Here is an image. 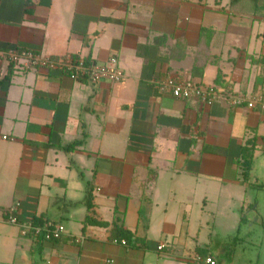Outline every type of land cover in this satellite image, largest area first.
I'll return each mask as SVG.
<instances>
[{"label": "crops", "instance_id": "crops-1", "mask_svg": "<svg viewBox=\"0 0 264 264\" xmlns=\"http://www.w3.org/2000/svg\"><path fill=\"white\" fill-rule=\"evenodd\" d=\"M80 60L123 80L59 66ZM170 78L219 96L175 98ZM262 91L264 0H0V264H252L264 111L231 97ZM37 219L65 234L23 236Z\"/></svg>", "mask_w": 264, "mask_h": 264}, {"label": "built area", "instance_id": "built-area-1", "mask_svg": "<svg viewBox=\"0 0 264 264\" xmlns=\"http://www.w3.org/2000/svg\"><path fill=\"white\" fill-rule=\"evenodd\" d=\"M29 60L36 62L35 57L32 54H27ZM61 68H65L69 71L71 78L74 80H82L87 78L90 82L98 83L100 80L108 79L113 82H120L123 80V73L117 67V62L112 60L109 64L104 66H87L84 61L76 62H63L59 65ZM162 91L171 93L178 99H190L193 97L201 99L205 104L212 105L213 102L219 96V92L215 88H203L200 85L190 80H179L170 78L159 84ZM246 103L251 109H259L264 111V91L257 92L250 97L244 95H236L231 97V104L233 106H239ZM8 222L13 225H18L17 218L11 216L8 218ZM21 234L27 236L32 234L34 236H42L45 240H59L65 234V227L62 224H54L49 221H45L43 224L34 225L33 223L22 224ZM126 242L123 241V244ZM162 247H160L161 249ZM194 261L198 263L217 264L215 258L211 255H203L196 253Z\"/></svg>", "mask_w": 264, "mask_h": 264}, {"label": "trees", "instance_id": "trees-1", "mask_svg": "<svg viewBox=\"0 0 264 264\" xmlns=\"http://www.w3.org/2000/svg\"><path fill=\"white\" fill-rule=\"evenodd\" d=\"M85 63H86L87 66H92L94 64L93 61H90V60H85ZM82 143H83V140L75 142L74 144L68 146L66 149L67 150L74 149L76 146L81 145ZM253 153H254V145H251V146L245 148V150L243 152L242 158H243L244 166L247 169H250L251 166H252ZM260 187L264 188V185H260ZM85 204L88 207V209H90V210L93 209V206H94V204H93V193H92L91 189L88 186L86 188ZM68 205H73V204L68 203ZM43 222H45V221L41 220V219L34 220V224H43ZM245 222H246V219H245L244 216H242L241 217V225L243 223H245ZM117 223L115 224V230H117V233H116L117 240H120L122 238H128L129 235H130L129 232L127 230H124L121 227V224H117ZM239 231H240V228H239ZM237 238H238V236L232 240L233 241L232 245H235V243L238 241ZM232 245L228 249H231ZM201 254H203L205 256L208 255L205 252H203Z\"/></svg>", "mask_w": 264, "mask_h": 264}, {"label": "rangeland", "instance_id": "rangeland-1", "mask_svg": "<svg viewBox=\"0 0 264 264\" xmlns=\"http://www.w3.org/2000/svg\"><path fill=\"white\" fill-rule=\"evenodd\" d=\"M258 164L259 166H264V158L259 159ZM245 245L249 247L247 249V257L250 259L251 263L264 264V227L261 225L253 227Z\"/></svg>", "mask_w": 264, "mask_h": 264}]
</instances>
